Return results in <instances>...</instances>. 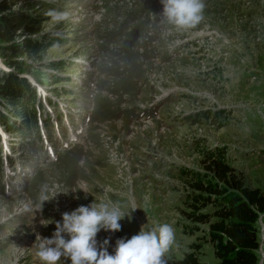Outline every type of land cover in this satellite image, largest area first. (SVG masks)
I'll return each mask as SVG.
<instances>
[{
  "label": "rangeland",
  "instance_id": "obj_1",
  "mask_svg": "<svg viewBox=\"0 0 264 264\" xmlns=\"http://www.w3.org/2000/svg\"><path fill=\"white\" fill-rule=\"evenodd\" d=\"M158 1L15 0L20 12L35 6L43 20L38 36L65 38L39 62L23 58L35 70L19 77L39 81L52 106L49 112L44 105L49 119L38 133L7 134L9 178L0 143V264H40L37 234L51 238L63 213L93 202L130 214L120 231L97 234L98 249L108 239L105 247L114 254L118 239L167 223L175 243L166 264L192 244L201 246L202 264H220L209 225L188 218L197 194L192 186L215 182L204 168L209 154L221 152L245 186L264 190V0H203L202 21L182 32L160 23ZM16 110L2 98L8 128L22 120ZM148 111L153 118L141 115ZM204 112L207 118H193ZM77 128L82 132L74 141ZM80 139L81 149L72 150ZM44 186L58 194L36 212ZM215 199L198 203L196 214L211 216ZM257 228L262 242V222ZM58 264L70 261L62 257Z\"/></svg>",
  "mask_w": 264,
  "mask_h": 264
},
{
  "label": "trees",
  "instance_id": "obj_2",
  "mask_svg": "<svg viewBox=\"0 0 264 264\" xmlns=\"http://www.w3.org/2000/svg\"><path fill=\"white\" fill-rule=\"evenodd\" d=\"M14 7L15 0H0V59L16 72L7 73L0 69V101L4 98L7 105L12 103L17 109L14 116L22 119L18 127L20 132L27 129L33 132L36 116L28 114L25 107L33 104L35 95L27 80L19 77V74H30L35 69L23 58L39 62L48 48L63 43L65 37L55 33L38 36L43 20L36 13L35 6L29 5L26 12L17 11ZM42 7L43 11H51L48 4ZM30 11L32 15L28 13ZM21 32V39L17 40ZM199 116L207 118L208 114L204 112ZM207 159L204 169L215 182L212 184L209 181L204 185L197 181L193 184L197 194L192 197L194 204L191 207L194 211L188 218L195 223L209 225V241L220 264H264V236L260 242L257 228L258 222L264 226V190L245 186L234 169L225 162L221 152L209 154ZM211 197L216 198L213 202L220 201L211 216L196 214L199 211L197 204L205 206ZM200 248V245L192 244L190 251L170 264H202L198 258Z\"/></svg>",
  "mask_w": 264,
  "mask_h": 264
},
{
  "label": "clouds",
  "instance_id": "obj_3",
  "mask_svg": "<svg viewBox=\"0 0 264 264\" xmlns=\"http://www.w3.org/2000/svg\"><path fill=\"white\" fill-rule=\"evenodd\" d=\"M160 3L162 12L159 20L162 25L168 26L169 31H187L203 19V0H160ZM80 191L88 194L86 188ZM57 194L50 193L47 186L42 187L36 212H42L44 203L54 199ZM126 215L130 216L122 212L118 205L103 202H93L88 206H79L71 213L65 212L62 222H55L51 238H42L37 234L35 256L40 264H58L62 257L70 264H166L164 256L175 243V230L167 223L150 231L142 227L130 239H118L114 254H109L105 247L109 243L108 239L98 249L97 234L101 230L120 231V221ZM41 224L47 226L49 223Z\"/></svg>",
  "mask_w": 264,
  "mask_h": 264
},
{
  "label": "bare ground",
  "instance_id": "obj_4",
  "mask_svg": "<svg viewBox=\"0 0 264 264\" xmlns=\"http://www.w3.org/2000/svg\"><path fill=\"white\" fill-rule=\"evenodd\" d=\"M81 143H79L78 145H80Z\"/></svg>",
  "mask_w": 264,
  "mask_h": 264
},
{
  "label": "built area",
  "instance_id": "obj_5",
  "mask_svg": "<svg viewBox=\"0 0 264 264\" xmlns=\"http://www.w3.org/2000/svg\"><path fill=\"white\" fill-rule=\"evenodd\" d=\"M262 239H263V235H262Z\"/></svg>",
  "mask_w": 264,
  "mask_h": 264
}]
</instances>
